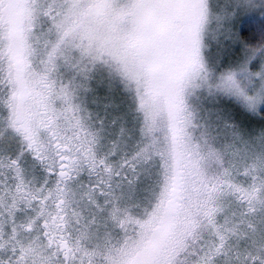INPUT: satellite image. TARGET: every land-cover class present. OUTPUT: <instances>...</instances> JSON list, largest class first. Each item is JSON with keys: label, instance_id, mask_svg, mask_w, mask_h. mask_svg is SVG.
I'll return each instance as SVG.
<instances>
[{"label": "snow or ice", "instance_id": "6c2138e0", "mask_svg": "<svg viewBox=\"0 0 264 264\" xmlns=\"http://www.w3.org/2000/svg\"><path fill=\"white\" fill-rule=\"evenodd\" d=\"M0 264H264V0H0Z\"/></svg>", "mask_w": 264, "mask_h": 264}]
</instances>
